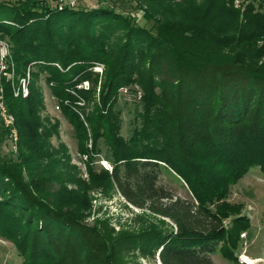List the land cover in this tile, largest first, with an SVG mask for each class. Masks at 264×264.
Returning a JSON list of instances; mask_svg holds the SVG:
<instances>
[{"label":"trees","instance_id":"16d2710c","mask_svg":"<svg viewBox=\"0 0 264 264\" xmlns=\"http://www.w3.org/2000/svg\"><path fill=\"white\" fill-rule=\"evenodd\" d=\"M130 20L112 9L64 3L60 10L45 0L9 8L0 4V37L11 44L17 72L34 69L25 98H14L4 84L8 111L16 123L21 117L24 127H18V161L0 159V236L15 245L23 264H113L114 258L108 255L112 244L105 234L41 201L42 185L32 171L36 159L56 161L36 122L42 103L36 82L44 73L73 129L78 153L91 160L100 154L102 140L112 169L102 170L101 176L132 206L170 221L131 235L130 245L157 255L160 264H213L209 255L216 251L236 261L233 252L239 234L250 228L249 219L233 218L228 228L222 221L241 211L226 201L231 186L252 168L264 174V48L251 52L248 48L254 50V45L236 49L230 42L225 49L224 43L207 42L197 33L162 25L153 33ZM117 28L120 46L110 49ZM144 59L148 66L141 65ZM97 63L113 64L114 70L104 84L101 106L86 114L89 150L80 115L90 107L95 86H82L96 84ZM132 83L142 91L140 125L124 139L117 104L119 90ZM24 153L32 158L31 170ZM86 163L89 175H95ZM161 168L180 179L190 197L183 199L159 186Z\"/></svg>","mask_w":264,"mask_h":264},{"label":"rangeland","instance_id":"374dc122","mask_svg":"<svg viewBox=\"0 0 264 264\" xmlns=\"http://www.w3.org/2000/svg\"><path fill=\"white\" fill-rule=\"evenodd\" d=\"M26 1L0 0V4H6L9 8ZM75 3V8L87 10L112 9L123 17H131L130 22L134 26L145 27L153 33H155L153 29L162 25L171 31L181 29L185 33H197L203 40L213 44L224 43L222 48L225 49H228L226 44L230 42L238 43V48L234 43L230 45L236 49L254 45V50L248 48L251 52L264 48V0H168L164 4L142 0H75ZM120 39L121 30L117 28L116 34L114 33L111 38L110 49L120 46ZM0 40L8 45L5 47L6 53H3L0 46V159L16 162L20 142L18 127L22 129L24 122L19 117L16 123L14 116L9 113L5 103L4 84L10 86L14 98H25L28 95V93L25 95V89H28L33 81L34 69L27 67L22 74L18 73L11 56L8 38L0 37ZM2 56L6 59L1 60ZM261 61L262 59L258 62ZM141 65L148 66L145 59ZM113 67V64L105 67L97 63L93 68L97 74L94 79L96 84L86 82L82 86L83 89L89 87L92 89L95 86L91 90L90 107L85 106L84 114L80 115L86 128V146L89 150L92 149V139L88 124L85 122L86 114L96 112L101 106L104 84L111 76ZM45 77V73L40 75L36 82L42 97L41 106L36 112V122L39 126L38 134L47 135L48 148L50 153H53L52 159L56 161L51 163L48 158H37V165H34L33 169L32 158L30 159L27 153L23 154L29 170L32 168L40 179L41 201L62 214L74 216L88 228L105 234L108 237L107 241L112 244V251L108 255L112 254L114 257L113 264H160L157 255L148 256L143 253L144 251L140 252L135 246L130 245V237L164 227L170 221L151 214L145 208L132 206L119 194L109 178L101 176L102 170L112 169L107 148L102 140L98 144L100 154L93 156L91 160L88 159V155L78 153L73 129L58 109L45 83ZM119 91L117 105L121 112L120 134L124 139H128L132 130L140 125L142 91L136 83ZM78 104L84 105L83 102ZM28 121L25 119V123ZM86 160L89 161L93 172H96L95 175H89ZM157 184L175 196L183 199L190 197L186 185L165 168L160 169ZM226 201L231 205H237L241 211L228 215V218L223 219V225L228 228L233 218L244 216L249 219L250 228L239 234L240 240L233 252L236 261L226 259L218 251L210 254L209 258L213 264H264V174L259 168L250 169L231 186ZM210 209L215 211V206L211 205ZM241 234H245V237L241 238ZM76 257L72 256L74 259ZM243 257L252 261L247 262ZM0 264H23L15 245L1 236Z\"/></svg>","mask_w":264,"mask_h":264},{"label":"built area","instance_id":"2783aa9c","mask_svg":"<svg viewBox=\"0 0 264 264\" xmlns=\"http://www.w3.org/2000/svg\"><path fill=\"white\" fill-rule=\"evenodd\" d=\"M48 4H55L56 6H58V8L61 10L62 9V5H64V3H67L70 7H74L76 5L75 0H45ZM2 40H0V46L3 49V53H6V48L8 47V45H6L4 42H1ZM7 55V54H6ZM6 59L5 56L1 57V60ZM24 89H25V85H24ZM27 88L25 89V95H27ZM8 119H12V117H8ZM103 167L107 169V167L104 165V163H102ZM245 234H241V238H244Z\"/></svg>","mask_w":264,"mask_h":264},{"label":"bare ground","instance_id":"6f19581e","mask_svg":"<svg viewBox=\"0 0 264 264\" xmlns=\"http://www.w3.org/2000/svg\"><path fill=\"white\" fill-rule=\"evenodd\" d=\"M243 259H245L247 262H251L252 261V260L244 258V257H243Z\"/></svg>","mask_w":264,"mask_h":264}]
</instances>
